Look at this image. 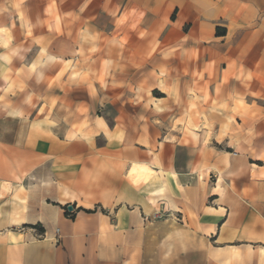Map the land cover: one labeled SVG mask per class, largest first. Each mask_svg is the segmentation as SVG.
Listing matches in <instances>:
<instances>
[{"label":"crops","instance_id":"1","mask_svg":"<svg viewBox=\"0 0 264 264\" xmlns=\"http://www.w3.org/2000/svg\"><path fill=\"white\" fill-rule=\"evenodd\" d=\"M18 1L0 264H264V0ZM68 65L96 115L59 135Z\"/></svg>","mask_w":264,"mask_h":264},{"label":"rangeland","instance_id":"2","mask_svg":"<svg viewBox=\"0 0 264 264\" xmlns=\"http://www.w3.org/2000/svg\"><path fill=\"white\" fill-rule=\"evenodd\" d=\"M8 3H9L8 4L9 6L7 10L6 0H3V1L0 0V31L2 32V35H3V39H0V74L1 73L6 74L3 80L0 81V96L2 94H5V95L9 94L10 99H14L16 97L15 95H16L17 90L20 89V86H21L20 81L16 80V76L20 74V60H24V59H22L23 53L20 55V49L17 48V44H15L13 47L8 48L9 46H11L13 39H12V35H11L9 28L6 25H9L10 27L12 26L14 32L17 30L16 28L18 27V25H20V1L9 0ZM24 61L27 63L28 61H30V57L28 56ZM51 67L54 68L51 65L49 67L45 66L43 69L39 70L38 73L49 72V71L53 72L54 70H50ZM60 67L62 66H59V65L55 66V68L58 69L57 73H60L61 71H63L60 69ZM67 68H69V70L72 69V77L69 81V84H70L69 86L71 89L69 92L67 91V97H68L67 99H72L74 101L73 106L71 108L72 110L66 113L55 112L51 114L44 113L43 111L40 112V115L46 118V120L48 116H51L52 120L57 125L56 131L59 133V135H61V132L63 131V129H61L62 125L64 126L69 125L70 129L80 127L81 126L80 122H82V120L84 121V119L88 117L90 118V116L92 115H96L92 113H87L83 106L82 107L78 106V109L75 108L76 102L79 101L80 99L85 100V98L80 96V92H81L80 86L75 83V78L78 74V71L76 70L75 66L68 65ZM36 79L37 80L35 81L30 80L29 83L31 85L34 84L35 86L42 85V80L40 79V77L39 78L37 77ZM162 90L166 94L168 95L170 94V89L168 88L167 85ZM55 93H59V90H56ZM152 96L159 99L161 97V93L158 91H153ZM55 100L56 98L53 97L51 98L50 102L53 103ZM195 100H196V97L193 94L187 97V103L190 106V108H194ZM18 101H20V98H18ZM93 102L96 103L95 98L92 100L90 98V104H92ZM18 104H20V102ZM9 115L14 116L15 114L12 113ZM32 115L33 114H29L30 118H32ZM97 115H103L104 117L109 119L112 117V115H114V113L109 110V112L107 113H97ZM189 115L194 117L195 113L191 112V114ZM189 126H192V125L189 124ZM211 127H212L211 125L204 124L205 131L209 133L211 132ZM202 135H203V132H202ZM226 135H227V129H226V126L224 125L219 130V135L217 138L222 139V138H225ZM205 137H206L205 139L208 138L207 136ZM132 174L133 173L131 172V175Z\"/></svg>","mask_w":264,"mask_h":264},{"label":"bare ground","instance_id":"3","mask_svg":"<svg viewBox=\"0 0 264 264\" xmlns=\"http://www.w3.org/2000/svg\"><path fill=\"white\" fill-rule=\"evenodd\" d=\"M0 39H3V35H2V32L0 31ZM133 174L134 173H138V174H143L144 171H148V168H146L145 166H137L136 165H133L131 170H130ZM150 172V170H149ZM145 175V174H143ZM139 176V175H138ZM141 178V177H140Z\"/></svg>","mask_w":264,"mask_h":264},{"label":"water","instance_id":"4","mask_svg":"<svg viewBox=\"0 0 264 264\" xmlns=\"http://www.w3.org/2000/svg\"><path fill=\"white\" fill-rule=\"evenodd\" d=\"M67 209H68V211H71L72 210V207L71 206H68Z\"/></svg>","mask_w":264,"mask_h":264},{"label":"built area","instance_id":"5","mask_svg":"<svg viewBox=\"0 0 264 264\" xmlns=\"http://www.w3.org/2000/svg\"><path fill=\"white\" fill-rule=\"evenodd\" d=\"M67 213H68V214H71V211H68Z\"/></svg>","mask_w":264,"mask_h":264},{"label":"trees","instance_id":"6","mask_svg":"<svg viewBox=\"0 0 264 264\" xmlns=\"http://www.w3.org/2000/svg\"><path fill=\"white\" fill-rule=\"evenodd\" d=\"M259 164V163H258ZM66 215H70V214H68L67 212H66Z\"/></svg>","mask_w":264,"mask_h":264}]
</instances>
